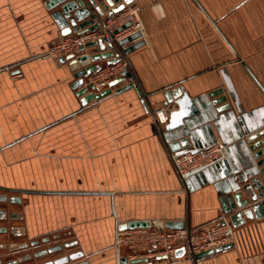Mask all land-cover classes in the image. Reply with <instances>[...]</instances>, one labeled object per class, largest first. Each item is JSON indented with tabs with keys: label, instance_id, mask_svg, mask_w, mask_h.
<instances>
[{
	"label": "crops",
	"instance_id": "1",
	"mask_svg": "<svg viewBox=\"0 0 264 264\" xmlns=\"http://www.w3.org/2000/svg\"><path fill=\"white\" fill-rule=\"evenodd\" d=\"M47 2L0 0V194L20 198L10 210L21 219L12 225L26 239L75 241L89 264H117L125 256L112 245L118 225L221 222L216 186L225 161L180 181L166 124L154 111L172 110L163 106V92L174 87L191 98L229 91L231 112L197 128L194 149L230 147L245 129L261 125L264 0H130L142 25L135 42L144 44L125 60L140 94L134 88L117 94L130 84L125 80L84 106L71 89L68 64L43 57L61 37L52 17L58 9ZM234 242L198 260L185 253L151 262L264 264V220L247 224Z\"/></svg>",
	"mask_w": 264,
	"mask_h": 264
},
{
	"label": "water",
	"instance_id": "2",
	"mask_svg": "<svg viewBox=\"0 0 264 264\" xmlns=\"http://www.w3.org/2000/svg\"><path fill=\"white\" fill-rule=\"evenodd\" d=\"M130 0H48L46 7L55 9L52 14L61 37L72 34H81L85 31H93L96 26L92 25L95 15H114L122 11ZM141 36L136 33L117 45L104 44L102 40L86 45L84 48L96 47L98 52L88 54H68L59 58V62L67 63L73 72L71 89L75 96L80 98V105H86L91 101H98L111 94L112 89L118 87L125 80L130 84L118 88L116 93L134 88L140 94L130 68L128 65L123 69L121 75L110 81L106 88L102 90L89 82L91 75L96 73L104 61L106 65H114L125 59L127 55L143 46V40L136 41ZM125 46L124 49H119ZM84 48H80L83 51ZM163 106L172 110L167 115V123L164 127V138L168 142L172 152L188 149L194 140V133L202 124L212 122L217 114L229 115L231 105L229 91L220 88L207 95V98H191L181 87H174L163 92ZM206 99H212L207 101ZM230 111V112H229ZM236 141L227 149V157L224 160L226 166L219 175L220 182L216 186L219 195V204L224 216L221 224L229 223L232 227H241L264 220V121L261 125L255 124L251 129H245L238 134ZM223 161V162H224ZM2 201L8 205L20 203V198L3 197ZM153 227L157 229H181L184 224L180 222H148L130 221L118 225L116 231L135 228ZM59 239V236L56 238ZM49 244V238L42 241ZM75 241L71 243H61L55 246H48L36 256L41 259L48 256L60 254L63 250L75 247ZM232 245H227L212 250L194 254L195 260L202 259L213 254L231 249ZM185 254L184 249L175 250L174 258H181ZM82 251H77L67 257H59L53 261L42 264H89L84 258ZM166 261V256H157L154 261ZM117 264H152L146 258H137L127 261L125 257L116 258Z\"/></svg>",
	"mask_w": 264,
	"mask_h": 264
},
{
	"label": "built area",
	"instance_id": "3",
	"mask_svg": "<svg viewBox=\"0 0 264 264\" xmlns=\"http://www.w3.org/2000/svg\"><path fill=\"white\" fill-rule=\"evenodd\" d=\"M93 31L81 34H72L60 37L50 44L44 58L52 60L62 58L68 54L80 55L86 45L102 40L104 44L117 45L122 40L142 32L139 19V9L136 6L126 5L124 9L111 16L94 17ZM80 48H84L80 51ZM120 46L119 49H124ZM125 59L114 65H104L91 75L89 82L95 87L103 89L113 79L119 77L127 66ZM166 109H156L155 119L160 124H166ZM168 112V111H167ZM228 145L216 142L204 148H189L170 154L174 172L180 181L204 172L205 170L223 162L227 157ZM257 222L248 224L255 225ZM232 227L229 223L220 222L207 224L198 228L183 227L181 229H157L153 227L135 228L116 231L114 247L119 251L125 248L130 253L131 259L146 258L152 260L157 256L172 258L175 250L183 248L189 256L215 248L232 245L235 238L241 234L242 228Z\"/></svg>",
	"mask_w": 264,
	"mask_h": 264
},
{
	"label": "flooded vegetation",
	"instance_id": "4",
	"mask_svg": "<svg viewBox=\"0 0 264 264\" xmlns=\"http://www.w3.org/2000/svg\"><path fill=\"white\" fill-rule=\"evenodd\" d=\"M2 191V190H1ZM14 197L0 194V264H42L43 262L53 261L59 257H67L80 250L70 247L63 250L60 254L40 258L36 256L39 252L48 246L56 244L71 243L73 241L65 240L62 235H52L43 238L26 239L24 229L20 226L12 225L20 221V214L10 210L14 205H8L2 201L3 197ZM20 204V203H19ZM59 236V239H56ZM49 238V244L42 243Z\"/></svg>",
	"mask_w": 264,
	"mask_h": 264
},
{
	"label": "rangeland",
	"instance_id": "5",
	"mask_svg": "<svg viewBox=\"0 0 264 264\" xmlns=\"http://www.w3.org/2000/svg\"><path fill=\"white\" fill-rule=\"evenodd\" d=\"M154 118H155V116H154ZM156 120V119H155ZM157 121V120H156ZM10 209H11V207H10ZM114 243H115V241L113 242V249L114 250H116L117 251V249L114 247ZM121 250H122V254H125V258L126 259H129L130 257H131V255H130V253L128 252V250L126 249V247L125 248H121ZM121 250H120V254H121ZM118 252V251H117Z\"/></svg>",
	"mask_w": 264,
	"mask_h": 264
}]
</instances>
